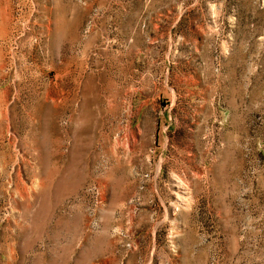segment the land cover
Here are the masks:
<instances>
[{
    "label": "rangeland",
    "instance_id": "1",
    "mask_svg": "<svg viewBox=\"0 0 264 264\" xmlns=\"http://www.w3.org/2000/svg\"><path fill=\"white\" fill-rule=\"evenodd\" d=\"M0 264H264V0H0Z\"/></svg>",
    "mask_w": 264,
    "mask_h": 264
}]
</instances>
